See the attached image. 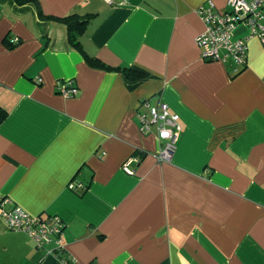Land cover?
I'll return each instance as SVG.
<instances>
[{"label": "crops", "instance_id": "crops-1", "mask_svg": "<svg viewBox=\"0 0 264 264\" xmlns=\"http://www.w3.org/2000/svg\"><path fill=\"white\" fill-rule=\"evenodd\" d=\"M39 1L0 0L5 207L60 216L73 264H264V40L242 23L245 64L204 60L208 0ZM144 100L180 115L169 162ZM0 264L59 262L0 210Z\"/></svg>", "mask_w": 264, "mask_h": 264}, {"label": "built area", "instance_id": "built-area-1", "mask_svg": "<svg viewBox=\"0 0 264 264\" xmlns=\"http://www.w3.org/2000/svg\"><path fill=\"white\" fill-rule=\"evenodd\" d=\"M113 3L115 0H106ZM124 1L122 2V4ZM264 0H228L227 9H218L212 0L201 5L197 12L205 22V30L200 32L195 40L200 48L201 57L204 60L226 61L229 56L240 65L247 61L248 43L242 38H235L234 31L239 24H245L251 34L264 40L263 18ZM18 39H13L17 41ZM40 80V79H39ZM60 92L68 97L77 92L75 86L63 83ZM149 107V114L140 112L139 130L142 134L156 131L160 140V148L156 154L159 163L171 161L177 148L182 132L180 115L172 112L169 105L160 102L152 106L147 100L143 105ZM137 157L132 155L123 164L127 173H133L132 162ZM75 187L74 184H71ZM8 197L0 196V210L6 223L12 230L27 232L39 249L46 255H54L59 264H73L74 259L67 251L65 242L66 222L58 215H33L22 206L13 204L6 208Z\"/></svg>", "mask_w": 264, "mask_h": 264}, {"label": "trees", "instance_id": "trees-1", "mask_svg": "<svg viewBox=\"0 0 264 264\" xmlns=\"http://www.w3.org/2000/svg\"><path fill=\"white\" fill-rule=\"evenodd\" d=\"M15 1H16L17 3H19V4L26 3V2H32V3H34V4L37 6L39 12L42 11V9H41V5H40V1H39V0H15ZM67 18H70V17H67ZM71 23H72V21H70V24H69V29H70L69 34H70V35H71V32L74 31L73 29L76 28V24H71ZM13 43H14V42H13ZM18 43H19V42L14 43V44H18ZM119 69L122 70V71L125 73V75L127 76V78H129V79H131V80H137V79H139V78H141V77L144 76L143 73L138 72V71L132 69V68L129 67V66H124V67L119 68ZM0 115H1V114H0ZM2 119H3V117H2V118L0 117V121H1Z\"/></svg>", "mask_w": 264, "mask_h": 264}, {"label": "rangeland", "instance_id": "rangeland-1", "mask_svg": "<svg viewBox=\"0 0 264 264\" xmlns=\"http://www.w3.org/2000/svg\"><path fill=\"white\" fill-rule=\"evenodd\" d=\"M262 23H263V19H262ZM264 24V23H263ZM230 59H232L233 60V58L230 56ZM234 61V60H233Z\"/></svg>", "mask_w": 264, "mask_h": 264}]
</instances>
